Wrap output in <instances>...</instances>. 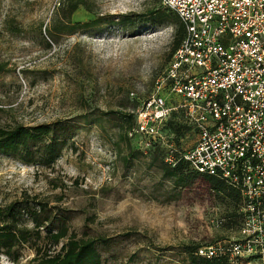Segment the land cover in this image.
Returning <instances> with one entry per match:
<instances>
[{
    "label": "rangeland",
    "instance_id": "obj_1",
    "mask_svg": "<svg viewBox=\"0 0 264 264\" xmlns=\"http://www.w3.org/2000/svg\"><path fill=\"white\" fill-rule=\"evenodd\" d=\"M160 8V0H0V127L52 131L30 142L25 161L0 153V205L24 196L47 203L77 237L105 240L103 264H188L185 247L233 239L217 224L242 215L240 201L199 174L174 190L157 167L162 150L140 155L123 136L170 61L177 26L112 22ZM49 143L60 152L44 166ZM21 253L18 264H28L31 250ZM0 264L14 263L0 255Z\"/></svg>",
    "mask_w": 264,
    "mask_h": 264
},
{
    "label": "built area",
    "instance_id": "obj_2",
    "mask_svg": "<svg viewBox=\"0 0 264 264\" xmlns=\"http://www.w3.org/2000/svg\"><path fill=\"white\" fill-rule=\"evenodd\" d=\"M162 4L176 13L185 35L135 110L128 137L141 154L158 148L167 167L185 162L239 193L236 236L204 245L201 258L264 264V0ZM189 137L190 148L176 145Z\"/></svg>",
    "mask_w": 264,
    "mask_h": 264
},
{
    "label": "trees",
    "instance_id": "obj_3",
    "mask_svg": "<svg viewBox=\"0 0 264 264\" xmlns=\"http://www.w3.org/2000/svg\"><path fill=\"white\" fill-rule=\"evenodd\" d=\"M160 7V9L147 11L143 15H120L112 24L121 30L134 29L145 23L146 18H149L150 23L153 24H175L177 27L168 55L169 58H172V54L178 49L184 38L185 28L176 13L163 6L162 0H160ZM123 117L126 120L130 115L124 113ZM134 126L135 114L133 126L127 133ZM168 128L172 129L177 137H180V127L174 129L170 123ZM51 132L50 127L46 125L37 127L18 125L5 129L0 127V153L25 161L23 155L27 154L30 142L39 137L47 138ZM125 134L124 132L123 136L127 137L128 141L133 140L136 145V140ZM60 147L55 143L42 146L41 165L50 166L58 157ZM136 149L141 155L137 145ZM157 167L164 178L172 181L174 190L189 187L199 176L187 163L182 161L174 168H169L162 162ZM202 179L214 192L223 194L229 201L233 203L240 201L239 193L224 181L206 175H202ZM49 213L50 209L47 203L37 200L36 197L24 196L6 205H0V255H4L12 263L18 264L21 251L26 248L33 254L28 264H103L98 249L105 243L103 238L93 239L87 235L77 237L73 232H70L64 217L57 220L55 217L49 216ZM238 220L236 225L228 227L230 223H226L227 221L223 219L217 226L220 225L222 229L227 227L226 229L232 230L231 232H236L240 227L241 217H238ZM201 248H203L202 245L185 247L184 253L188 264H228L225 262L226 260L220 258H201L197 253Z\"/></svg>",
    "mask_w": 264,
    "mask_h": 264
}]
</instances>
